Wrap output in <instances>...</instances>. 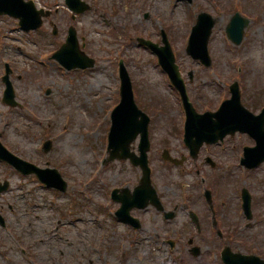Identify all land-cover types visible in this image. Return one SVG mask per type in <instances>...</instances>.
I'll return each mask as SVG.
<instances>
[{"label":"rangeland","instance_id":"obj_1","mask_svg":"<svg viewBox=\"0 0 264 264\" xmlns=\"http://www.w3.org/2000/svg\"><path fill=\"white\" fill-rule=\"evenodd\" d=\"M34 1L58 9L38 31L26 33L14 19L0 17L1 142L27 162L57 169L67 190L45 189L32 176L18 175L0 163V182L7 180L10 185L0 194L5 217V226L0 227V264H221L219 253L226 244L241 253L259 252L264 258V163L245 170L239 161L242 148L254 145L253 139L236 133L223 140L222 149L220 143L202 147L196 161L165 164L160 157L163 149L177 159L188 158L178 133L181 105L156 56L136 41L142 37L162 45L165 32L197 111L217 108L229 98V85L237 81L242 104L255 114L264 107V0H84L91 11L73 21L63 0ZM200 12L215 18L208 41L209 67L185 51ZM235 12L249 21L239 45L225 35ZM51 24L57 26V36L51 34ZM69 25L78 29L79 37L87 38L84 51L95 60L92 69L69 72L51 58ZM119 59L135 87L136 103L155 119L148 129L147 156L165 207L171 208L170 202L183 196V188L200 200L204 187L212 192L222 238L211 228L198 235L202 253L197 257L177 248L178 244L184 248L188 236L196 240L188 233L187 213L180 210L171 220L148 210L156 216L145 213L136 233L123 224L109 227L114 205L106 192L131 175L127 161L106 158L109 112L119 100ZM5 62L21 108L1 101ZM46 140L51 147L43 152ZM137 143L138 138L131 143L135 151ZM205 157L214 161V167ZM203 174L208 178L205 186L200 183ZM242 188L251 194V221L241 211ZM192 208L199 211L195 202ZM162 238L178 244L171 249ZM58 244L63 245L62 254L57 253Z\"/></svg>","mask_w":264,"mask_h":264},{"label":"water","instance_id":"obj_2","mask_svg":"<svg viewBox=\"0 0 264 264\" xmlns=\"http://www.w3.org/2000/svg\"><path fill=\"white\" fill-rule=\"evenodd\" d=\"M6 3L15 2L20 3V0H3ZM67 5L76 12H83L88 7L80 3L79 0H66ZM21 8H16L8 4H2L0 2V10H4L11 15L20 18V24L26 29L36 28L40 26L41 19L40 14L42 11H36L32 2L24 3ZM31 14L35 15V19L31 20V25L28 24L29 16ZM215 23L208 14L201 13L197 18V22L192 29V33L187 46V53L190 54L194 59H198L204 66H209L211 64V59L207 50V43L209 36L211 34V29ZM248 21L243 19L239 14H235L229 24L226 27L227 37L230 38L235 44H239L243 37V29L247 25ZM74 30H69V37L67 38L66 44L63 45L59 52L55 54L61 64L67 68H73L76 66L87 67L92 66L93 61L85 59L84 64L71 65L72 59H79L78 53L75 50V37ZM140 42L148 46L152 51H154L159 56V62L163 69L170 75L172 83L178 88L183 97V101L187 106L188 121L186 124V136L185 142L190 147L192 153L194 154L198 148L199 143L191 142L190 137L194 134L197 136H203L204 139L210 142L220 135V138L226 134V132H235L239 130L241 132H247L252 136L257 143V146L253 149H246L244 164H248V167H254L264 161V110L259 116H254L249 112L240 102V92L238 89V84L234 83L230 87L231 98L222 103L219 110L215 113H207L203 116H196L199 120V124L195 122L194 112L188 107L186 103V96L184 91V85L182 79L180 78L178 68L174 63L173 54L171 52L170 46L163 35L164 47H158L156 44H152L148 41L140 40ZM75 47V48H74ZM69 56H68V55ZM82 58L81 56H79ZM6 82V90L4 92L3 101L11 105H15L13 101V93L10 84L7 81V77L4 78ZM121 96L122 100L120 105L114 110L112 114V127L109 134V148L110 160L121 157L129 158L132 163L139 164L144 170V176L142 179L143 186L151 189L154 193L149 183V172L147 168L146 152L149 149L148 134H147V123L148 118L145 114L137 110L133 98L131 87L127 76L123 73V82L121 86ZM211 116L215 117L212 127L210 126L206 130V121L211 119ZM137 117L140 120L137 121ZM195 124V125H194ZM206 130V131H205ZM199 131H205V133H200ZM140 133L141 141L139 144L140 156L137 158L133 154H129V144L135 138L134 136ZM49 144H47V148ZM257 152V154L251 158L250 153ZM4 158V156H1ZM256 158L254 161H252ZM8 163L16 166L18 170L23 173L34 172L38 178L44 182L47 186L57 188L61 191L65 190L66 184L61 179L60 175L55 170H41L34 166H30L25 162L15 158L9 153L6 154L4 158ZM252 161V162H250ZM29 168V169H28ZM144 194L141 191H135V193L130 196L131 203H133V198L135 202L143 198ZM243 198V209L248 218L250 215V196L246 190L242 192ZM155 200V199H154ZM222 259L225 264H264L262 260L255 256H243L240 254H231L229 248H226L222 252Z\"/></svg>","mask_w":264,"mask_h":264},{"label":"flooded vegetation","instance_id":"obj_3","mask_svg":"<svg viewBox=\"0 0 264 264\" xmlns=\"http://www.w3.org/2000/svg\"><path fill=\"white\" fill-rule=\"evenodd\" d=\"M55 12L57 13L58 11H55ZM81 37H83V36H80V41L82 42ZM138 181H139V170L137 168H134V169L131 170L130 180L125 182V183H124V180H123L122 182L117 183L116 187L118 189H122L123 191L126 190L129 193L131 190H133V188L136 186ZM117 196H120V197L122 196L121 191H118ZM159 198H160V200L162 202L161 203L162 207L164 208V211L159 212V214H162L163 217H164L165 213L169 212V211H166V210H171V209H173V214H174L172 219L175 218V215L179 211V209H180L181 212L187 213V216H188V214L191 211L196 213V215L198 217L197 218V223L193 222L188 217V222L185 223V224H188L191 227V228H189L188 233H190V234L195 233L194 237L196 238V240L194 238H192V237H189L188 239L189 240H190V238L194 239L193 245L199 244V242H200L199 239L202 240V238L199 237L198 235H201L203 232L205 233L207 230H210V224L208 222V218L205 217V215H204V213L206 211V207H208V205L205 206L204 203L199 199L198 195H195V196L192 197V195L188 194V195L184 196L185 199H183V200L180 199L179 200L180 203H175V202L172 203V202H170L172 207L171 208H166L165 206H166L167 203L165 201V196L164 195H160ZM194 202L196 203L199 211H197L196 208L195 209L192 208V207H194ZM115 205H116V209H117L118 207L121 206V203L117 202V203H115ZM209 206H210L211 209L214 208V205L212 204V202H211V204ZM150 209L151 210L154 209L155 211H157L152 205H149L146 209L145 208L144 209L132 208L130 210V215L132 217L137 218L139 220L140 228L143 225V216H144L145 213H152V216L156 214L155 212L153 213V212L148 211ZM213 225H216L215 221L213 222ZM185 226H187V225H185ZM188 239L186 241V245L184 246V248L180 247L177 242H175V244L173 243V245L178 244L177 247L179 249H183V253H185V251L189 253V250H188V247H187ZM178 241L182 242L183 240L180 239ZM59 249L57 248V251H58L57 253L62 254V251H60ZM200 253H202L201 248H200ZM87 261L89 262L90 259H87Z\"/></svg>","mask_w":264,"mask_h":264},{"label":"bare ground","instance_id":"obj_4","mask_svg":"<svg viewBox=\"0 0 264 264\" xmlns=\"http://www.w3.org/2000/svg\"><path fill=\"white\" fill-rule=\"evenodd\" d=\"M76 145V143L73 144V146Z\"/></svg>","mask_w":264,"mask_h":264}]
</instances>
